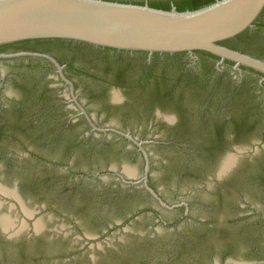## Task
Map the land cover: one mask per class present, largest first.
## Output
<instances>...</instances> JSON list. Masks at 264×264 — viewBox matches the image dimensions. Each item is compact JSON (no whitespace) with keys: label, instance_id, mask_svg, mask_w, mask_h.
<instances>
[{"label":"rangeland","instance_id":"obj_1","mask_svg":"<svg viewBox=\"0 0 264 264\" xmlns=\"http://www.w3.org/2000/svg\"><path fill=\"white\" fill-rule=\"evenodd\" d=\"M32 67L22 61L0 62V89L11 99L20 98V82L27 77L39 78L44 70ZM246 75L247 82L256 85L254 76ZM70 77L76 81L80 100L97 126L136 125L91 98L79 76ZM56 92L69 96L61 87H56ZM253 97L264 108V93L257 89ZM58 102L60 106L35 101L18 116L15 125L5 130L0 116V182L11 189L18 184L27 211L35 212L29 217L17 203L9 213L13 201L6 200L2 214L12 215V234L20 233L21 240L40 219L44 229L43 235L31 243H1L0 264L264 262V174L233 184L244 167L251 169L264 162L263 155L252 164L243 162L258 151L250 144L258 135L237 138L229 147L217 149L213 157L194 154L184 145L148 144L145 149L151 163V182L161 199L169 206L187 205L165 210L141 188L120 187L119 175L126 166L133 168L139 179L143 177L145 162L138 149L124 139L84 131L85 122L79 118L72 133H62L59 126L66 107ZM130 135L137 142L148 141L151 136L143 131ZM68 136L80 139L63 143L61 140ZM158 136L166 138L168 133ZM191 142L188 139L189 145ZM225 153L242 161L225 181L215 184L213 178ZM112 168L115 171L108 172ZM108 173L107 180L101 178ZM210 183L213 188L208 190L206 185ZM134 214L139 215L132 219ZM198 229L201 232L197 234ZM242 231V236L234 239L235 248H228L232 234ZM113 251L121 254L112 255Z\"/></svg>","mask_w":264,"mask_h":264},{"label":"flooded vegetation","instance_id":"obj_2","mask_svg":"<svg viewBox=\"0 0 264 264\" xmlns=\"http://www.w3.org/2000/svg\"><path fill=\"white\" fill-rule=\"evenodd\" d=\"M250 30L257 36L260 49L263 52L260 51V56L249 53L247 55L264 61V12L255 23L254 28ZM43 55L52 57L61 66L64 76L73 87L75 99L71 96V86L61 78L56 66L49 60L31 57L0 60V62L22 61L28 66H33L32 68L44 69L39 78L27 77L23 82H20L22 91L20 98L13 96L11 99V96L0 89V116L4 120L2 123L3 130L15 125L18 116L28 111L31 105L40 99L51 104L56 103L55 105L58 106H60L58 101L65 104L66 110L59 126L62 133L65 134L72 133L76 120L83 119L85 122L84 131L100 134L104 138H110L104 134V131H107L111 138L116 140L124 139L116 133L149 132L151 136L147 138L148 141L143 142L161 146L184 145V148L188 146V150L194 154H208L211 157L214 156L217 149L229 147L233 141L237 142L235 141L239 140L237 138L243 136L251 139L255 134L258 137L250 144L258 147V151L252 153L243 162L252 164L257 160V157L264 156V108H261V102H256L253 99L257 89L264 93V75L262 74L246 68L237 71L234 69L233 63L230 66L227 64L228 61L221 63L220 60L217 61L196 53L193 56L189 54H154L150 56L146 53ZM247 73L254 76L253 82L256 85L252 86L247 82ZM71 74L83 79L84 84L86 82L90 97L94 98L105 109L133 120L136 125L104 124L100 127L97 126L90 116L88 108L80 100L81 94L78 92L76 81L70 77ZM56 87L64 88L69 96L66 98L57 95ZM157 106L164 115L155 112ZM168 112L177 114L179 122L166 123L165 121L170 119L167 115ZM86 115L90 118L93 126L87 121ZM229 127L234 134V139L227 141L225 133ZM160 132H167L168 137L158 136ZM78 138V136H68L61 141L64 143L65 140L68 143L78 141L80 139ZM182 139L185 142H182ZM188 139L194 142L189 145ZM137 151L139 152V150ZM138 154L143 157L141 152ZM237 160L239 166L242 160L239 157ZM179 162L175 161V163ZM263 165L264 162L255 168L246 169L244 167L233 184L238 185L240 180H246V178L258 175L261 177ZM176 166L178 168V165ZM129 170L131 173L127 174L132 175V169ZM182 170L184 171L186 168L183 167ZM110 171L108 170V172ZM213 180L215 184L219 182L216 178ZM148 181L150 187L161 198L151 182L150 173ZM121 185L122 188H128ZM140 188L149 198L154 200L142 187ZM206 188L212 189L213 184L206 185ZM227 204L229 205L230 202ZM184 208L186 209V207ZM137 215L139 214H134L132 219L137 218ZM36 231L41 232L37 233ZM43 232V226L39 229L35 225V229L22 240L31 243L40 238ZM196 232L198 234L201 231L198 229ZM11 235H15L12 234L11 229L9 232H4L0 228V244L4 243V246L13 245L22 241L20 233L13 239L10 238ZM114 254L121 253L113 251L112 255Z\"/></svg>","mask_w":264,"mask_h":264},{"label":"water","instance_id":"obj_3","mask_svg":"<svg viewBox=\"0 0 264 264\" xmlns=\"http://www.w3.org/2000/svg\"><path fill=\"white\" fill-rule=\"evenodd\" d=\"M264 12V0H0V60L42 58L52 62L61 78L71 86L58 62L43 54L84 53H146L150 56L207 53L228 61L234 69L246 68L264 75V61L232 50L224 42L254 28ZM75 99V97H74ZM86 119L93 126L90 118ZM106 136H111L104 131ZM136 146L143 154L145 167L142 178L128 175L124 167L119 175L121 186L142 187L166 210L186 204L169 206L150 187L151 170L145 146L130 134L116 133ZM236 155H230V159ZM111 171H115L112 168ZM110 173L101 176L107 180ZM9 203V213L17 203L29 217L26 204L15 184L11 189L0 182L1 219L14 220L2 214ZM38 223H42V219ZM28 225V223H25ZM42 231V230H41ZM41 231L37 232L40 233ZM18 234L11 235L13 239ZM93 261V258H91ZM229 264H264L229 261Z\"/></svg>","mask_w":264,"mask_h":264},{"label":"trees","instance_id":"obj_4","mask_svg":"<svg viewBox=\"0 0 264 264\" xmlns=\"http://www.w3.org/2000/svg\"><path fill=\"white\" fill-rule=\"evenodd\" d=\"M222 45H224V46H226L232 50L242 52L244 54L249 53L251 55L260 56L259 55L260 51L263 52L260 49L257 36L251 30L246 31L245 33H243L242 35H240L234 39H231L229 41L224 42ZM196 54H199V55L205 56V57H210V58H213L214 60H217V61L220 60L218 57L212 56V55L207 54V53H196ZM227 64H229L230 66L233 65L230 62H227ZM261 168H262V172L264 174V165ZM242 234H243V231L238 233V235L232 234L234 238L232 239V242L227 244L228 248L234 249L235 244H236L235 243L236 241L234 239H237V236H242ZM199 239L202 240L201 236L199 237ZM124 264H133V263L131 260H128V261H125Z\"/></svg>","mask_w":264,"mask_h":264},{"label":"clouds","instance_id":"obj_5","mask_svg":"<svg viewBox=\"0 0 264 264\" xmlns=\"http://www.w3.org/2000/svg\"><path fill=\"white\" fill-rule=\"evenodd\" d=\"M155 112L161 113V115H164L162 110L159 108V106L156 107ZM170 119L166 120V123L174 124L179 122V116L175 113H168L167 114ZM225 139L227 141L234 139V134L231 131V127H229L228 130H226L225 133ZM239 161L236 159H230V153H225L218 164L217 172H216V179L218 181H223L230 173L238 166Z\"/></svg>","mask_w":264,"mask_h":264},{"label":"bare ground","instance_id":"obj_6","mask_svg":"<svg viewBox=\"0 0 264 264\" xmlns=\"http://www.w3.org/2000/svg\"><path fill=\"white\" fill-rule=\"evenodd\" d=\"M231 159H235V158H231ZM133 171V170H132ZM126 172L128 173V174H130L131 173V171L129 170V169H126ZM132 175H134V173L132 174ZM1 225L4 227V228H6V229H8L10 226H11V223L9 222V220L8 219H5V218H2L1 219ZM26 226V225H25ZM43 225L41 224V223H37V228H41ZM13 227V226H12ZM11 227V228H12ZM11 228H9V229H11Z\"/></svg>","mask_w":264,"mask_h":264}]
</instances>
